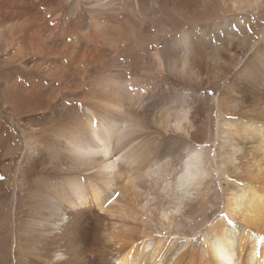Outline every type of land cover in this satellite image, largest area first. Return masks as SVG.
Listing matches in <instances>:
<instances>
[{"label": "bare ground", "instance_id": "1", "mask_svg": "<svg viewBox=\"0 0 264 264\" xmlns=\"http://www.w3.org/2000/svg\"><path fill=\"white\" fill-rule=\"evenodd\" d=\"M153 1L0 0L10 264H264V0Z\"/></svg>", "mask_w": 264, "mask_h": 264}, {"label": "rangeland", "instance_id": "2", "mask_svg": "<svg viewBox=\"0 0 264 264\" xmlns=\"http://www.w3.org/2000/svg\"><path fill=\"white\" fill-rule=\"evenodd\" d=\"M141 3H145V4H143V5H145L146 7H144L143 5H142V13H143V15H145V16H147L148 18H153L155 15H156V11H155V7H156V5H155V3H154V1L153 0H141ZM144 8V9H143ZM146 8V9H145ZM157 8V7H156ZM159 9H161L160 11V13H158V16H157V18H159V17H164L165 18V16H166V14H164L163 16H162V14L161 13H163L162 11H164V12H167V13H174V10L172 9V8H169V7H165V6H159L158 7ZM155 12H154V11ZM170 11V12H169ZM171 11H173V12H171ZM146 12V13H145ZM183 17V19H186V20H188V21H191V20H193V18L194 19H196V20H198V17L197 16H194L193 18H192V16H186V18H184V16H182ZM181 17V18H182ZM188 18V19H187ZM239 21H240V23L242 24L243 22H242V18L241 19H239ZM8 24V21H4L3 22V24ZM145 31H143V37L142 36H140V37H138V39H142V38H144V37H148V36H150V35H152V33H153V31L154 30H158V28L155 26V25H153V24H151L150 23V21H146V25H145ZM159 31V30H158ZM227 39L226 37L225 38H223L222 36L220 37V39ZM258 38H260V37H258ZM161 45L159 46V49L162 51V54L164 55V60L165 61H167V62H169V63H174L175 65H178V66H180V62L182 63V57H181V54H179V53H174L173 52V50L168 46V45H166L165 43H160ZM207 46L208 45H206L205 47L207 48ZM137 46L135 45L134 47H133V52H136V51H138L139 49H138V47H137V49H135ZM204 49V48H203ZM157 51L156 50H153V51H151V55H154L155 53H156ZM209 58H212L213 59V57H209ZM153 60V59H152ZM146 61V60H145ZM149 63H150V61H148ZM17 70H19V68H16ZM9 71L10 72H13V71H15L14 69H9ZM2 74V72H0V75ZM133 77H136L135 75H132ZM180 78H181V76H179ZM20 78V77H19ZM214 81H216L215 83H214V86L215 85H217V80H216V78H214ZM224 82H222V83H220V84H218L217 85V87H216V89L217 90H222L223 88H224ZM223 87V88H222ZM186 92V94H187V101L185 102V103H183V104H181L180 106H184V113L186 112V111H188V112H191L190 110H192V108L195 106V104H196V100L195 99H193L194 97H196V94L193 96V98L191 97V91H185ZM210 93V92H209ZM156 100H157V104H158V107H163V98L161 97V96H159L158 94L156 95ZM175 106V105H174ZM54 108H55V106H53ZM52 107V110L54 109ZM166 109H167V114L171 117V118H169L170 120H172V119H174V117L176 116V109H177V111L179 110V107H176V108H173V107H171V106H167L166 107ZM216 115H218V113L216 112V114H215V116H214V118H213V121H212V125H213V128H214V124H215V121H214V119H215V117H216ZM1 117V120H2V123H1V131H0V135L1 134H3V133H5L4 135H5V140L7 141L9 138H8V136L9 135H11L12 134V132L11 131H9L10 129H11V127L13 126V123L11 122V121H9V120H7L6 118L4 119V117L3 116H0ZM179 117H181V115H179L178 116V118ZM11 124V125H10ZM5 126H7V127H5ZM9 126H11V127H9ZM10 129H9V128ZM3 132V133H2ZM15 132H16V134H17V137H16V139L18 140V142H19V151H21L22 150V148H23V143H24V137L21 135V133H20V129H17L16 127H15ZM19 136H21V137H19ZM23 140V141H22ZM7 144V143H6ZM2 147H4V145L2 144ZM182 148H185V146L184 145H182ZM19 151H18V153H17V158H16V160L13 162V163H11V166H9V174L11 175V176H14L15 175V173H16V168H17V164H18V160H19V158H20V156H21V154H22V152H20L19 153ZM0 160H1V158H0ZM3 162V163H2ZM7 163L8 162H4V161H0V220H1V224H0V244H1V248H0V263L1 264H10L12 261H13V240H14V217H13V205H14V203H13V198L12 197H14V193H15V189L13 188L14 187V184H13V182H12V180H13V177L11 178V179H8L9 180V186H7L8 187V190H6L7 189V187H5L4 186V182L6 181V173L3 171V167L5 166V165H7ZM11 167V168H10ZM15 172V173H14ZM168 177L169 178H174L175 177V172H172L171 174H170V176L168 175ZM12 183V184H11ZM5 188V189H4ZM10 189V190H9ZM13 190V191H12ZM13 195V196H12ZM12 196V197H11ZM2 198V199H1ZM9 215V216H8ZM194 223V222H193ZM4 224V225H3ZM8 224V225H7ZM199 227L200 226V229L202 230V232L204 231L203 229H204V227H203V225H200V222H199V220L198 221H196V223H195V227ZM8 227V228H7ZM10 227V228H9ZM203 227V228H202ZM4 229V230H3ZM200 230V231H201ZM5 234V235H4ZM7 243V244H6ZM10 243H11V245H10ZM166 246V245H165ZM4 248H6V249H4ZM5 250V251H4ZM4 253V254H3ZM2 260V261H1Z\"/></svg>", "mask_w": 264, "mask_h": 264}, {"label": "clouds", "instance_id": "3", "mask_svg": "<svg viewBox=\"0 0 264 264\" xmlns=\"http://www.w3.org/2000/svg\"><path fill=\"white\" fill-rule=\"evenodd\" d=\"M164 111H167V109H165Z\"/></svg>", "mask_w": 264, "mask_h": 264}]
</instances>
